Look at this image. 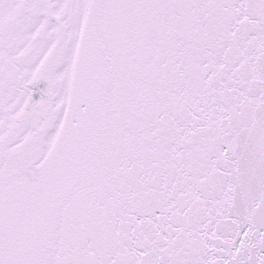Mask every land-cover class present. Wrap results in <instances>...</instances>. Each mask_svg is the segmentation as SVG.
I'll use <instances>...</instances> for the list:
<instances>
[{
    "label": "snow or ice",
    "instance_id": "6c2138e0",
    "mask_svg": "<svg viewBox=\"0 0 264 264\" xmlns=\"http://www.w3.org/2000/svg\"><path fill=\"white\" fill-rule=\"evenodd\" d=\"M0 264H264V0H0Z\"/></svg>",
    "mask_w": 264,
    "mask_h": 264
}]
</instances>
